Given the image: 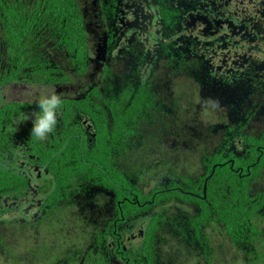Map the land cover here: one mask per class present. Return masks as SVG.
Listing matches in <instances>:
<instances>
[{
    "label": "flooded vegetation",
    "instance_id": "flooded-vegetation-1",
    "mask_svg": "<svg viewBox=\"0 0 264 264\" xmlns=\"http://www.w3.org/2000/svg\"><path fill=\"white\" fill-rule=\"evenodd\" d=\"M96 1L90 16L94 15V8L96 11ZM103 6L105 9L107 6L106 13L92 29L99 31L100 38L90 43L94 53L100 48L95 57L101 52L95 62L96 69L101 70L107 62L113 69L119 64L118 69L126 70L127 81L139 86H148L153 79V95L164 118L175 117L174 121H178L183 114L197 115L201 108L205 122L195 123L193 119L186 126L190 135L188 142L193 145L189 175L206 179L216 165L227 164L237 178L246 181L245 192L259 197L262 203L258 209L261 220L254 221L253 226L257 229L255 246L246 253L243 247L227 242L246 264H264V0H103ZM3 57L0 51V74ZM102 57L104 60L100 62ZM98 84L99 80L95 85ZM4 87L0 85V106L7 102L28 103L19 97L4 98ZM200 129L208 132L203 138L194 134ZM16 135L7 138L14 153L5 157L10 161L8 166L21 169L12 177L25 181L26 186L12 183L9 190L1 192L0 264L26 259L19 257L13 244L7 243V229L11 234L28 233V229H36V224H45L47 228L44 229L48 236L44 256L32 251L42 264H179L178 259L184 255H199L192 248L175 247L178 245L175 240H171L172 250L164 252V245L152 243L149 258L140 254L137 249L144 238L143 222L136 217L126 221L123 216L118 222L112 220L108 224L114 216L115 205L121 202L114 204L112 195L106 192L99 204L98 191L86 189L85 194L77 193L72 187L75 182L65 184V174L61 173L63 177L42 174L27 162L30 156L23 155L28 137L17 130ZM224 145L227 154L215 152L218 146L223 150ZM214 153L225 162L215 164L206 177L203 161ZM63 155L62 152L60 157ZM56 177L60 181L57 189ZM40 181L44 183L41 186ZM205 189L204 185V197ZM194 196L199 197L196 193ZM185 207H172L176 222L180 209L188 216L198 213L192 206ZM162 211L158 208L150 213H160L158 217H161ZM63 214L80 226L86 235L83 243L77 244L78 234L61 235L48 227L61 226ZM123 220L126 222L122 223ZM89 221L96 229L105 224L111 226L88 233L84 228L90 226ZM213 225L223 228L218 223H207L202 231L213 229ZM32 252L27 251L25 255L30 256ZM194 264L199 263L195 260Z\"/></svg>",
    "mask_w": 264,
    "mask_h": 264
},
{
    "label": "trees",
    "instance_id": "trees-1",
    "mask_svg": "<svg viewBox=\"0 0 264 264\" xmlns=\"http://www.w3.org/2000/svg\"><path fill=\"white\" fill-rule=\"evenodd\" d=\"M84 1L86 4H80V0H0V51L5 55L0 85L54 87L69 84L73 76L82 77L90 74L91 69L96 70L90 65L89 46L100 38L99 31L92 29L99 25L107 6L105 9L103 0H97L96 11L94 8V15L90 16L94 0ZM54 54L64 59L65 67L58 66L59 58L55 60ZM119 63L123 64L122 60ZM118 67L121 68L119 64ZM118 67L113 69L105 63L98 85L91 82L81 88L82 94L62 99L56 131L43 141L29 136L30 116L38 110L36 102L1 104L0 195L12 183L26 186L25 181L12 177L21 169L8 166L10 161L5 157L14 153L7 138L17 136V130L28 137L23 155L30 156L26 160L33 168L42 174H65V184L75 182L72 187L77 193L85 194L86 189L98 191L99 204L106 192L112 195L114 204L121 202L115 205L108 224L123 216L126 221L136 217L143 222L144 238L137 249L140 254L149 258L152 243L164 245L166 252L173 246L171 240H175V247L197 252L199 255L193 257L199 264H211L213 248L202 231L207 223L222 225L235 247L251 252L257 239L254 221L261 220L260 198L245 192L246 181L237 178L227 164L216 165L208 176L215 164L225 162L218 153L203 161L206 179L178 173L170 154L177 149L171 147L170 151L164 146L169 126L153 95L154 80L148 86L129 83L125 68ZM215 152L227 154L226 145L223 150L218 146ZM156 153L160 157H154ZM59 182L56 177V189ZM185 205L198 213L188 216L180 209L176 222L172 207L186 208ZM158 208L163 210L161 217L160 213H150ZM108 224L103 228H110Z\"/></svg>",
    "mask_w": 264,
    "mask_h": 264
},
{
    "label": "rangeland",
    "instance_id": "rangeland-1",
    "mask_svg": "<svg viewBox=\"0 0 264 264\" xmlns=\"http://www.w3.org/2000/svg\"><path fill=\"white\" fill-rule=\"evenodd\" d=\"M88 2L90 0H87ZM81 4H86L84 0H80ZM101 19V16H100ZM93 21V20H92ZM91 58L92 61L90 65H92L94 68L96 65L95 62H98V58L101 57V52L98 54V58L95 57V53L97 52L96 49L94 53V49L91 48ZM53 56H56L59 58L57 54H54ZM102 57V62L104 59ZM58 66L65 67L66 63L64 59H60L57 61ZM119 70V69H118ZM99 72L100 70H90V74L82 76V77H76L73 76L72 82L69 84L62 85L56 87L51 86H41V85H27L24 83H17V84H8L3 89V95L4 98L7 99L13 98V97H19L23 99L25 102H36L37 99L47 93H51L52 91H55L58 95L61 96L62 99H69V98H75L78 93L81 94V88L87 87L91 82L92 84L96 83L97 80H99ZM88 89V88H87ZM10 97V98H9ZM201 109V108H200ZM199 109V111H200ZM198 111L197 115L189 116L190 114H183L181 115L180 120L174 121L175 117H167L165 118L168 122V135L163 139L164 146H168L170 151H172L171 147H177L180 150H178L176 153H170L171 156L174 159V168L178 173H188L191 172V149L192 143L188 142V139L190 138L189 132L186 128L187 124L191 122L194 119L195 123H204V117H203V111ZM212 116L211 111L208 112V117L210 118ZM216 119H218V115L215 116ZM179 119V118H178ZM209 123L207 121L205 124ZM179 126V127H178ZM178 127V128H176ZM177 130V132H176ZM196 136H200L203 138L208 134L206 129H200L198 131H195L194 133ZM200 141V139H199ZM172 142V143H171ZM157 147H159L157 145ZM199 146H196L198 148ZM167 148V147H166ZM168 149V148H167ZM155 157H160L159 154H153ZM165 157V155H164ZM161 159V158H160ZM41 182V181H40ZM44 184L43 182L39 183L38 185L41 186ZM71 214V212H68ZM72 215V214H71ZM75 217V216H72ZM53 220H55V217H52ZM63 224L61 226H55V225H49L48 227L51 229V231H57L61 235H77L76 242L77 244L83 243V241L86 240V235L81 231L80 226L71 218L66 216L62 218ZM90 222V221H89ZM78 225L79 229L76 227ZM36 229H28V233H10L11 231L7 229L8 232V238L7 243L9 246L13 244L15 249H17V253L19 254V257H24L26 259L19 260L17 263L14 264H42L41 262L37 261L35 258V253L32 251H36L40 257L44 256L45 252V242L46 238L48 237L46 233H44V229H47L45 227V224H36ZM213 229H206L205 234L210 239V242L213 247V259L211 264H246L245 261L242 259L241 255L238 254L236 251H233L232 248L229 246L227 240L228 236L226 235L225 231L220 226H211ZM105 230L106 228L96 229L92 226V223L90 222V226L87 228H84V230L88 233H95L97 230L100 232V230ZM136 229V226L133 228V230ZM68 243V242H67ZM171 243V242H170ZM170 243H167L169 245ZM70 245H73V242L69 243ZM172 246V244H171ZM27 251H31L33 254L30 256L25 255ZM179 264H194L195 258L189 255H184L183 257H180L178 259Z\"/></svg>",
    "mask_w": 264,
    "mask_h": 264
},
{
    "label": "clouds",
    "instance_id": "clouds-1",
    "mask_svg": "<svg viewBox=\"0 0 264 264\" xmlns=\"http://www.w3.org/2000/svg\"><path fill=\"white\" fill-rule=\"evenodd\" d=\"M37 111L31 117V137L38 141L46 140L54 134L62 111L63 100L55 91L41 95L37 101ZM29 117H25L27 119Z\"/></svg>",
    "mask_w": 264,
    "mask_h": 264
}]
</instances>
